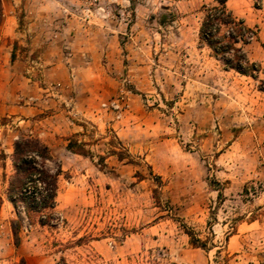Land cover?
Returning <instances> with one entry per match:
<instances>
[{
    "label": "rangeland",
    "instance_id": "1",
    "mask_svg": "<svg viewBox=\"0 0 264 264\" xmlns=\"http://www.w3.org/2000/svg\"><path fill=\"white\" fill-rule=\"evenodd\" d=\"M214 5L0 0V264H264V0L226 3L256 33L254 77L199 44ZM20 136L62 174L54 225L23 219L15 245L5 189ZM117 142L134 164L107 155Z\"/></svg>",
    "mask_w": 264,
    "mask_h": 264
},
{
    "label": "trees",
    "instance_id": "2",
    "mask_svg": "<svg viewBox=\"0 0 264 264\" xmlns=\"http://www.w3.org/2000/svg\"><path fill=\"white\" fill-rule=\"evenodd\" d=\"M216 5L204 7L198 39L199 44L207 47L211 56L222 63L226 70H233L240 75L254 77L259 72V65L249 62L244 47L256 38L253 29L236 18L227 8V0H215ZM1 22V15H0ZM82 129L79 137H84L86 126L77 125ZM68 152L82 157H90L85 141L73 138L65 139ZM107 155L117 161L134 164L131 156L117 142ZM124 152V153H123ZM103 157H99L97 166L104 164ZM12 174L5 189V199L13 208L16 219L10 222V230L15 245L19 242L21 222L25 219L29 225L32 222L40 226L52 227L55 223L54 209L56 207L57 181L62 174L59 161L53 157L48 147L38 138L20 136L13 142L10 155ZM135 177L142 179L139 173ZM161 185L159 177H154ZM218 191V190H217ZM221 197V193H218ZM2 199H0V206ZM188 236L190 245L194 248L206 250V242L201 241L194 233L182 225ZM216 254H220L218 251ZM56 264H64L63 259ZM214 264H222L214 261Z\"/></svg>",
    "mask_w": 264,
    "mask_h": 264
}]
</instances>
